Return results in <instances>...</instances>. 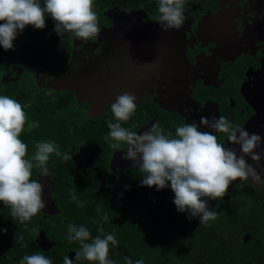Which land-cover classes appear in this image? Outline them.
<instances>
[{
  "label": "flooded vegetation",
  "instance_id": "flooded-vegetation-1",
  "mask_svg": "<svg viewBox=\"0 0 264 264\" xmlns=\"http://www.w3.org/2000/svg\"><path fill=\"white\" fill-rule=\"evenodd\" d=\"M109 9L96 40L84 41L72 36L68 50L61 48L58 70L37 67L29 75L18 62H14L10 70L0 76L4 82H10L24 73L29 83L44 90V95L56 91L73 95L76 105L70 113L77 124L74 130L80 135L91 134L92 140L85 143L77 139L76 143L66 147L64 153H68L74 163L73 167L67 166L63 178L85 188L82 198L92 211L107 208L105 212H99L100 217L104 214L108 217L100 227L104 228L106 223L109 229L117 230L119 222L126 223L141 211L145 197L160 198L173 212L175 208L170 182L168 187L159 190L155 186H141L144 173L138 165L127 161L126 167H120L122 164L113 165L111 162L112 156L125 145L121 142V149L109 147L105 139L109 132L106 121L116 122L111 105L124 92L136 97V111L128 121L120 123L137 133L159 124L165 134L174 136L178 126L193 122L199 125L201 117L224 116L249 134L260 135L261 144L254 149L260 154V160L253 161L250 156L245 159L260 174L261 183L253 184L251 178L238 179L222 199L226 200L227 207L234 208L247 192L256 190L264 195V0H186V19L179 29L165 31L160 27L153 31L148 27L149 35L153 39L163 38V42L162 48L147 51L127 47V37L113 43L112 29L116 25L113 13L124 12L126 25L135 28L138 25L143 27L144 23H158L159 12L149 14L143 9ZM135 11H144L145 15L130 16ZM48 61L46 58L45 63ZM72 75L75 76L74 83L65 84ZM59 79L64 81L63 84L58 82ZM249 126L252 128L247 130ZM198 130L213 132L220 143L236 149L237 156L241 155L239 146L229 143L226 134L207 127ZM53 163L49 159V175L41 176L40 169L37 173L45 207L40 211L41 217L34 232L37 248L31 252L47 258L60 241L59 236L54 235L53 227L60 225L66 230L72 224L68 221V214L60 208ZM222 199L208 200L209 209L215 210V204L222 203ZM175 211L173 219L189 220L190 213ZM87 224L96 227L93 221ZM75 225L86 224L76 222ZM37 235L48 247L39 246ZM61 237L71 240L66 231ZM252 237L251 230L245 229L240 242L247 244ZM12 239L18 243L14 237ZM167 239L172 241L173 236L168 234ZM4 243L0 238V245ZM4 249L11 257L9 250ZM66 250L65 256L70 255L69 251L77 252L68 247ZM23 257L16 256L11 261L0 258V264H19ZM74 263L80 264L79 260Z\"/></svg>",
  "mask_w": 264,
  "mask_h": 264
},
{
  "label": "clouds",
  "instance_id": "clouds-1",
  "mask_svg": "<svg viewBox=\"0 0 264 264\" xmlns=\"http://www.w3.org/2000/svg\"><path fill=\"white\" fill-rule=\"evenodd\" d=\"M185 2L158 0L156 22L163 30L182 26L186 19ZM46 16L55 22L53 30L61 39L69 33L79 40H96L100 32L94 0H43V3L41 0H0V46L4 50L12 49L18 33L28 25L43 29ZM135 101L136 97L129 92L116 97L111 105L116 122L111 119L106 121L109 132L105 139L112 149H121V142L125 145L126 153L121 158L131 160L142 170L141 186H155L159 190L168 187L170 182L174 192L173 203L178 212L190 213L189 220L193 217H199L201 223L215 220L217 212L209 209L208 200L222 199L233 181L251 178L253 184L261 183L262 177L245 159L250 156L253 161L260 160V154L254 152L261 144L260 135L249 134L224 116L212 119L201 117L199 125L195 122L183 124L175 129L174 136L165 134L159 124H153L138 134L120 123L134 115ZM26 120L24 106L18 100L0 95V202L10 206L11 216L20 223L30 221L45 207L42 185L31 179L33 167L40 169L41 176H47L52 153L65 160L70 158L68 153L59 151L55 142L40 141L35 144L36 151L32 158L26 159L28 146L20 139ZM200 127L226 134L229 143L239 146L241 155L237 156L236 149L220 143L213 132L198 130ZM70 199L78 207L84 206L74 191L70 193ZM101 220L107 222V215H102ZM6 231L0 229V232ZM67 231L69 238L80 244V250L75 254L76 260L83 258L98 264H114L108 259L109 245L117 246L119 243L114 234H104L99 224L97 232L101 235L94 238L83 225L70 224ZM22 239V236H16L17 242ZM19 264L53 262L35 253L25 255ZM63 264H73V259L65 256ZM125 264H144V260L133 262L125 257Z\"/></svg>",
  "mask_w": 264,
  "mask_h": 264
},
{
  "label": "trees",
  "instance_id": "trees-1",
  "mask_svg": "<svg viewBox=\"0 0 264 264\" xmlns=\"http://www.w3.org/2000/svg\"><path fill=\"white\" fill-rule=\"evenodd\" d=\"M111 7L126 11L143 9L153 14L158 11V0H94L99 26L103 24L104 10ZM54 24L52 18L46 16V26L43 29L28 25L18 33L12 49L4 50L0 46V76L2 72L9 71L14 62H18L21 69L29 75L37 67H44L49 71L58 70V54L62 52L61 48L68 50L72 35L66 33L61 39L53 30ZM46 58L49 59L48 63H45ZM0 95L16 99L24 106L27 120L20 139L28 146L26 159H31L34 155L36 142L53 141L57 146H62L59 151L64 153L66 147L76 143L77 139L85 143L92 140L91 134L80 135L74 130L77 124L70 112L76 104L69 92L56 91L52 95H44V90L29 83L27 76L22 73L10 82H4L0 77ZM49 159L54 162L53 176L57 175L58 181L57 196L61 203L60 208L68 214V221L72 224L85 223L84 226L89 229L93 238L101 235L97 232V226L104 221L101 220L99 212H105L107 208L100 211L95 208L94 212L89 206L78 207L70 199V193L74 191L77 198L85 203L82 198L85 188L79 187L77 182L65 181L63 178L67 166L73 167L74 160L71 156L65 160L55 153ZM33 163L35 165V161ZM38 170L39 168L33 167L31 179H37ZM257 193L256 201L253 204L244 203L245 207L241 211H238V206L227 207L225 199H222V203L218 201L214 206L217 217L207 223H201L199 217H193L191 221L173 219L172 213L176 212V206L173 212L160 198L145 197L146 202L141 211L130 217L128 222H119L116 225L117 230L109 229L106 223L102 227L104 234H114L119 241L117 246L109 245L108 259L114 264H125V257L131 258L133 262L143 259L144 264H264V195L260 191ZM10 212V206L0 202V229L7 230L0 232V238L5 242L0 245V258L6 257L11 261L16 256L32 255L31 252L37 248L33 230L41 213L38 212L30 221L20 223ZM219 212H224L223 216ZM91 221H95V228L87 224ZM48 227L49 223L46 225ZM53 228L54 235L59 236L60 241L48 253V258L53 264H62L66 247L79 251L80 244L61 237L65 231L68 232L67 229L64 230L60 225ZM245 229L251 230L253 234L252 240L247 244L240 242ZM168 234L173 236L172 241L167 239ZM16 236L23 237L18 242L19 246L12 239H16ZM4 248L9 250L11 257ZM79 263L98 264L83 258L79 259Z\"/></svg>",
  "mask_w": 264,
  "mask_h": 264
},
{
  "label": "water",
  "instance_id": "water-1",
  "mask_svg": "<svg viewBox=\"0 0 264 264\" xmlns=\"http://www.w3.org/2000/svg\"><path fill=\"white\" fill-rule=\"evenodd\" d=\"M111 9H109L108 11H105L104 14L107 15L108 12L110 11ZM144 11H135L133 12L130 16H138L141 15V16H144L145 13H143ZM114 16H115V27H113L112 29V33H113V43H118L120 41H122V39L124 37H127L128 39L126 41H128V43H126V46L127 47H138V48H145V50H151L153 48H157V49H160L162 48V42H163V38H156V39H153L152 36H150L148 33V29L151 28L153 29V31L159 29L161 26L159 23H144L143 24V27H141L140 25L136 26L135 28H133V26H128L126 25V20L127 19L124 15V12H114L113 13ZM149 27V28H148ZM109 30V29H108ZM107 30V31H108ZM140 30H141V33H140ZM111 31V30H109ZM109 31L107 33H109ZM151 31V30H150ZM106 33V34H107ZM117 36V38L115 37ZM161 41V42H160ZM74 75H72L70 78H67L68 80L66 82H64L65 84L66 83H74ZM76 79V78H75ZM60 81V79L58 80V82ZM63 82H59L60 84H63ZM90 115H92L90 113ZM252 127H247V130H250ZM147 129H144V130H141L138 134L140 133H143L144 131H146ZM126 153V147L122 148L121 150L117 151L113 156H112V164L113 165H116V164H122L120 167H126L124 164L125 162L127 161H131V160H128V159H122L121 157ZM138 167V166H137ZM135 167V168H137ZM238 180V179H237ZM235 181L232 182V184L229 185V188L231 189V187L233 186ZM36 241L37 243L39 244L40 247H42L43 249H45V247H48L46 245V243L43 241V239L40 240V237L37 235L36 236ZM71 252L70 255L68 256L70 259H73V264L74 261H77L75 259V252L74 251H69Z\"/></svg>",
  "mask_w": 264,
  "mask_h": 264
},
{
  "label": "rangeland",
  "instance_id": "rangeland-1",
  "mask_svg": "<svg viewBox=\"0 0 264 264\" xmlns=\"http://www.w3.org/2000/svg\"><path fill=\"white\" fill-rule=\"evenodd\" d=\"M103 15H105V14H103ZM77 107V106H76ZM80 115V114H79ZM82 115V114H81ZM258 193H257V191L255 190L254 192H247V193H245V195L244 196H242L241 198H240V201H239V205H238V211H241V209H243L245 206L243 205L244 203L246 204V203H251V204H253L255 201H256V199L258 198V195H257ZM87 205L86 204H84V206L83 207H86ZM241 243H243L242 241H241Z\"/></svg>",
  "mask_w": 264,
  "mask_h": 264
},
{
  "label": "crops",
  "instance_id": "crops-1",
  "mask_svg": "<svg viewBox=\"0 0 264 264\" xmlns=\"http://www.w3.org/2000/svg\"><path fill=\"white\" fill-rule=\"evenodd\" d=\"M149 34V33H148ZM117 38V36H115Z\"/></svg>",
  "mask_w": 264,
  "mask_h": 264
}]
</instances>
